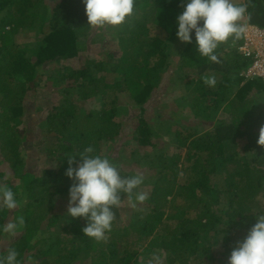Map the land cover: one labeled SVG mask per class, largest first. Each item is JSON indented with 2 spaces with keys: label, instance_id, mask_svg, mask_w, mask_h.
<instances>
[{
  "label": "trees",
  "instance_id": "obj_1",
  "mask_svg": "<svg viewBox=\"0 0 264 264\" xmlns=\"http://www.w3.org/2000/svg\"><path fill=\"white\" fill-rule=\"evenodd\" d=\"M242 2L248 5V11L240 23L264 27V0ZM182 11L181 0H135V13L124 23L96 27L112 28L101 34V41L109 40L111 48L94 58L81 55L86 50L81 37L90 35L91 40H100L99 33L89 32L93 26L87 24L82 0H58L54 4L47 0H0V100L8 101L3 113L1 110L6 104L0 102V183L11 187L20 201L15 210L0 208V226L20 216L24 219L18 237L6 242V235L0 232V256H6L8 250L14 248L18 252V264H28V261L34 264H75L77 261H80L78 264H133L152 236L151 243L165 249L166 254L169 250L175 253L185 248L197 259L200 256L194 246L206 242L202 250L210 257L209 264H228L236 242L246 236L256 223V216L264 214V146L257 143L260 128L264 126V111L255 112L257 105L264 103V82L255 78L241 84L244 78L239 72L251 64L237 49L243 41L241 34L229 38L226 46L219 45L216 50L219 63L199 55L194 34L192 43H183L178 58L170 59L171 48L179 42L176 17ZM22 31L36 34L34 47L22 44L16 53L13 44L17 45L16 39ZM118 40L128 44L127 51L121 55L110 50L117 46ZM7 60L8 67L4 65ZM70 61L78 65L73 66ZM51 67L58 81H73L71 89L80 93L78 100L82 99V105L96 98L100 108L85 116L83 106L74 105L68 97V105H62L56 112L54 108L39 125L45 135L41 140L38 132L32 133L26 126L31 116L26 117L29 107L24 104L21 93L37 86L39 73L44 76ZM176 73L181 75L175 85L187 87L194 109L200 107L207 115L215 116V111L228 100L224 111L231 116V120H212V129L193 139L187 150L183 179L186 181L187 167L193 166L196 178L192 185L193 189H198L196 213L188 210L168 213L169 197L182 193L173 190L181 176V155L174 153L167 166L154 165V148L158 142H153L155 129L146 116L147 110L159 103L166 89L162 84ZM215 74L220 76L219 81L215 86L207 85L203 78H216ZM9 82L16 83V87H11ZM124 103L134 110L126 123L116 116L119 105ZM156 117L171 120L165 114L157 113ZM127 124L130 125L127 140L135 145L131 152L139 151L140 163L148 167L139 190L148 193L149 198L133 207L126 194H121L124 200L114 209L116 219L112 230L102 241L84 235L82 229L86 221L82 218L71 217L60 231L53 228V212L44 206L54 208L56 194L61 197L60 194L65 193L68 197L73 183L65 175L68 155L79 154L92 146L95 154L113 161ZM185 131L180 127L175 131V149L187 145ZM47 137L55 143L51 142L46 151H40ZM237 140L248 141L252 157L245 160L242 168L233 170L231 164L240 162L235 149H230L231 143ZM131 152H126L121 160L131 164ZM42 156L47 165L39 167ZM118 166L122 175L135 174L132 170H123L124 166L119 163ZM220 173L225 175L223 180L214 181L213 177ZM185 183H181L184 189ZM63 231L67 233L65 238ZM212 242L220 246L218 254L208 248ZM81 258L84 261L81 262ZM200 262L204 263L202 259Z\"/></svg>",
  "mask_w": 264,
  "mask_h": 264
},
{
  "label": "clouds",
  "instance_id": "obj_2",
  "mask_svg": "<svg viewBox=\"0 0 264 264\" xmlns=\"http://www.w3.org/2000/svg\"><path fill=\"white\" fill-rule=\"evenodd\" d=\"M82 2L87 24L93 27L119 26L135 13V0ZM181 6L183 11L176 17L178 40L192 43L194 34L199 55L219 63L216 50L229 38L242 35V26L246 24L240 22L247 14L248 5L242 0H181ZM244 41L243 37L237 49L243 57L250 59V67L253 59L240 50ZM248 68L239 72L244 78L243 82L255 78L264 82L262 77L250 78L243 74ZM203 79L209 86L217 83L215 76H205ZM257 143L264 146V126L260 128ZM67 162L65 175L73 181L68 189L67 214L86 221L82 229L86 237L97 241L107 238L116 219L114 209L119 208L124 200L121 194H126L133 207L149 198L148 193L139 190L145 180L143 174L122 175L115 162L107 156L95 154L92 146L79 154L68 155ZM19 206L17 193L6 183H0V208L15 210ZM256 217V223L246 236L232 248L228 264H264V214ZM23 224V217H17L15 221L0 226V232L14 236ZM0 264H18V252L14 248L9 249L6 256H0Z\"/></svg>",
  "mask_w": 264,
  "mask_h": 264
},
{
  "label": "rangeland",
  "instance_id": "obj_3",
  "mask_svg": "<svg viewBox=\"0 0 264 264\" xmlns=\"http://www.w3.org/2000/svg\"><path fill=\"white\" fill-rule=\"evenodd\" d=\"M47 2L49 4H54L58 2V0H47ZM238 2H241V1L238 0ZM101 30L102 29L93 27L92 30L89 31L95 35L99 33L98 35H99L100 40L94 39V41L96 42L91 40L90 35H84V36L82 35L83 37H81L80 39L83 41V44L86 45L85 46L86 50L83 53H81V55H83L84 57L86 55H89V56L91 55V57L96 58V56L97 57L99 56L97 55L98 53L104 52L105 50H109V48H111V43L109 44V40H106L105 42L101 41V34L103 35L105 34L103 31H108V30L112 31V28L111 29L106 28L102 31ZM34 35L36 36V34L34 33L29 34L26 31L20 32L19 36L16 39L17 45H15V43L13 44V47L16 53L18 52L22 44H27V45L34 47L32 45L34 42V39H33ZM116 44L117 46L113 47L110 50L116 51L118 55H121L122 53L127 51L128 44L125 41L118 40L116 41ZM226 44L227 42L221 43V45H224V46H226ZM173 48L174 49L171 48V54L169 56H170V59L175 60L179 56L178 52H181L183 48V43L179 41L176 44V46H174ZM8 60L7 62L4 61V65L6 67L9 66V64H7ZM70 63L73 66L78 65L76 61H70ZM169 73L173 74L172 72H169ZM179 75H181V73H176L174 77L172 75L168 76L165 84H162L166 86L165 87L166 89L164 93L162 94V96L159 98V103L156 104L155 106L150 107L146 112L147 113L146 116L151 126H153L155 129L156 136H154L153 142H158L154 148L156 150L155 156H154V159L156 162L154 163V165L155 166H161V165L167 166L170 164L174 153H178L181 155V159L179 162L180 163L179 168L181 169L180 170L181 176L175 181V187L173 188V190L175 192H182L183 194L181 193V195H174V196L169 197L168 206H167L168 213H170L172 210H177L179 212H181L182 210L183 211L188 210L189 212L193 211L194 213H196L197 212L196 208L198 207V204L196 202L195 197L197 195L198 189L196 188L193 189V185H192V181L195 180L196 178L195 173H194L195 170L193 169V166L187 167V169L189 170L186 172V178H185L186 181H184L183 179L185 172L182 171V169L186 168V165L184 164V160L187 158V150L188 148H190L189 145L193 139H196L198 136L202 135L205 130L212 129L213 127L211 126V122H213L212 120L215 121L217 120V118H226V119L231 120V116L230 114L224 111L225 104L228 102V100H226L224 104L220 105V108H218V110L215 111V113L213 114L215 116H212L211 114L207 115V113L204 112L203 108L201 110H200V107H197L194 109V106H193L194 100L189 99L191 94L188 91L187 87L181 84L175 85V82L178 79ZM215 75H216V80L218 82L220 76L218 77L217 74ZM41 77H42V80L40 81ZM115 77L116 79H119V76H115ZM37 78H38L37 81H39L38 85L37 86L35 85L36 87L35 86L28 87L24 93H21V95L24 97V104L26 105V107H29V109L26 111V117L29 114L31 116V120L26 124V126H28L30 132L32 133L38 132V134H40V136L38 135L39 139L45 136L39 126L41 122L44 121L48 113L52 111L54 108L56 109L54 110V112H56V111H59V109H61L62 105H68L66 101L68 97H71L70 101L73 102L74 105L79 106V107L83 106L82 107L84 108L83 115L85 116L91 110H95V108L96 109L100 108L99 102H97L98 100L96 98H93V99L91 98L90 102H88L89 104L83 103L82 105V102H83L82 99L78 100V95L80 93L78 94L74 93L75 91L71 89L73 87L72 86L73 81L70 79H66V81H64L65 79L64 80L59 79L58 81L55 76V73L53 72L52 67L46 70V73L44 76H41V74L39 73V76ZM4 79H5V76H4ZM244 83L245 82H242L241 84H244ZM10 84H11V87L13 88L14 86L16 87V83L11 82ZM66 92L72 93L73 95L72 94L67 95ZM125 98L126 97L124 98L122 97V99H125ZM1 101L2 100H0V102ZM2 102L6 104L1 110V112L3 113L8 108L7 107L8 101L5 100ZM257 106L258 107L255 108L256 113H260V111H264V103L258 104ZM157 113L161 114L162 116L165 114L167 115V118L168 119L170 118L171 120H167L165 118L163 119L161 117L154 118ZM133 114H134V110L132 106L129 104L126 105L124 103L123 105H119L116 116L119 121H124L126 123L125 120H127L128 117ZM82 118L84 117L82 116ZM180 121H182L183 123H179ZM198 123H200V125H198ZM252 123L255 124L254 122ZM185 124L186 126H184ZM90 125H88L89 128H90ZM181 125H183V127ZM179 127L181 129H185L186 130L185 132H187L185 134V137L187 139V143H186L187 145L185 144L186 146H184L181 149H175L176 148V142L174 141L175 131H177ZM129 131H130V125L127 124L126 129H124V132L122 133L123 140L120 143H118L117 150L114 152L113 162H115L117 165L119 163V165L124 166L123 170L124 169H127L129 171L132 170L133 172H135V174L141 173L144 176H147L145 172L148 167L140 163V159L142 156L141 153L139 151L134 152V153L131 152V150L135 148V145H134V142H128L127 140V132ZM51 142L53 141L51 140V138L49 139V137L44 139L43 145L41 146L40 151L43 149L44 151H46L48 147L50 148ZM37 143H39V141ZM54 143L55 142H53V144ZM231 145H232V148L230 149H235V154H237L236 159L240 161L238 164H231V168L233 170H235V168H240V167L242 168L243 167L242 164L245 162V160L250 159L249 157H252V154L249 151L250 145L248 141L246 140H242V141L237 140V143L234 142V143H231ZM103 149L104 151H106L105 147ZM166 150L169 153L165 152ZM195 150L196 149H194V151ZM126 152H128L129 154L131 152V154H133L131 158L133 162L131 164L126 163L127 161H125L124 159L121 160V158L126 154ZM159 156L161 159L159 158ZM202 163L204 162L202 161ZM40 165L42 166L47 165L46 158L44 156L41 157L39 167ZM167 172L168 170L166 171V173ZM149 173L150 171H148V174ZM224 176H225L224 173H220L218 176H214L213 180L220 182V180L221 181L223 180ZM187 177H190V178L187 180ZM182 182H186L185 189L181 185ZM144 187H147V186H144ZM60 195L61 197L59 196V194L58 195L56 194L53 198V200L56 202L54 205V208L53 206L50 207L47 204H45L44 206L46 210L53 212L54 217L52 216L53 217L52 223H55L53 225V228H56V230H59V228L61 230V227L63 226V224H66V223L68 224L71 218V216L67 214V207H68L67 194L63 193ZM41 224L43 225L46 223L42 222ZM174 224H176L175 226H177L178 223L174 222ZM62 233L64 234L63 237L65 238L67 236V233L65 231H63ZM20 234H21V231H17V233L14 236H9L8 234L4 233V235H6L7 237V238L5 237L6 238L5 241L7 242V239L15 238V236L18 237ZM207 236L209 240L212 239L211 236L209 235ZM243 238H241L240 240H242ZM152 241H153L152 236L146 240V242L144 243V246L142 247L140 251L141 255H138L136 257L135 259L136 261L133 262V264H200L201 263L200 259L203 260L204 262L203 264L210 263V257L208 256V254H206L202 250L203 244H207L206 242H203V243L201 242L202 244H196L194 246L196 250L195 251L196 254L200 256L197 259L196 256L191 251H186L185 248L175 253H172L169 250L168 253L166 254L165 249L164 250L160 249L158 245L152 244L151 243ZM207 246L208 248H210L211 253L218 254L217 250H220L219 245H215L212 242V243H209V245ZM158 249H160V251H158ZM160 253H162L161 257H160ZM170 258L175 259V262L173 263ZM80 260L81 262L84 261L83 258H81ZM30 263L34 264V262L28 261V264ZM78 263H80V261H77L75 264H78Z\"/></svg>",
  "mask_w": 264,
  "mask_h": 264
},
{
  "label": "built area",
  "instance_id": "obj_4",
  "mask_svg": "<svg viewBox=\"0 0 264 264\" xmlns=\"http://www.w3.org/2000/svg\"><path fill=\"white\" fill-rule=\"evenodd\" d=\"M242 29L245 41L240 50L253 59V64L243 74L264 79V27L246 24Z\"/></svg>",
  "mask_w": 264,
  "mask_h": 264
}]
</instances>
